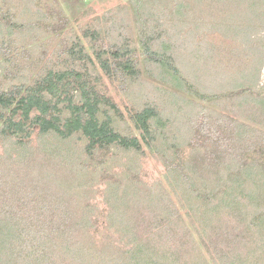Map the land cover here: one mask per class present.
Segmentation results:
<instances>
[{
  "label": "trees",
  "instance_id": "16d2710c",
  "mask_svg": "<svg viewBox=\"0 0 264 264\" xmlns=\"http://www.w3.org/2000/svg\"><path fill=\"white\" fill-rule=\"evenodd\" d=\"M149 1L135 4L147 7ZM34 2L33 9L22 13L18 5L0 0V264H161L165 257L189 264L196 247L205 264H264V89L258 88L264 56L229 63L228 74L230 67L241 68L240 84L233 76H213L211 82L203 77L202 91L178 60L176 46L174 58L171 43L159 52L150 46L152 37L144 41L146 61L161 65L170 88L166 96L187 126L184 147L193 148L191 154H166L170 145L162 150L155 141L160 134L167 137L162 131L169 119L152 106L133 109L131 119L140 136L125 135L111 114L120 109L105 94L107 80L124 87L140 78L139 51L110 44L101 29L86 27L83 37L69 32L72 16L64 1ZM172 13L175 42L184 25L201 22L213 28V15L228 17L234 30L251 24L250 30L259 33L264 0H175ZM257 44L264 46V41ZM75 136L86 142L82 165L93 164L89 170L110 182L105 185L107 201L115 214L107 229L116 230L120 240L110 232L101 234L107 224H100L97 209L73 194L83 174L74 155L46 142ZM114 147L142 153L136 155H145L146 148L157 150L155 157L166 166L160 185L178 197L158 206L157 222L148 221L147 209L137 204L153 200L155 185L145 183L130 166L119 167L118 173L113 161L118 154H110ZM125 173L127 186L120 191ZM89 176L83 174L82 181L91 180ZM191 192L202 203L201 228L191 218L195 213L186 196ZM158 199L161 204L162 197ZM175 224L189 233L175 232Z\"/></svg>",
  "mask_w": 264,
  "mask_h": 264
},
{
  "label": "rangeland",
  "instance_id": "374dc122",
  "mask_svg": "<svg viewBox=\"0 0 264 264\" xmlns=\"http://www.w3.org/2000/svg\"><path fill=\"white\" fill-rule=\"evenodd\" d=\"M60 1H64L67 8L65 10L66 13L69 14V17L72 16L70 27L68 28L69 32L83 37V30H85L86 27L101 29L105 32L103 34L107 37V41L110 44H126L139 51V54L143 57L141 65L138 67L141 72L140 78L134 83L132 80L127 81V85L124 87L120 86L118 83H111L107 80L106 85L109 89L105 94L110 96L120 109V114L113 112H111V114L114 116V126L125 135L140 136V131L136 129L135 123L131 119L130 111L132 112L133 109L141 110L147 106H152L160 112L164 119H169L170 124L162 131L167 137L164 138V136L160 134L155 141V146L159 149L162 148V150L167 144L170 145L171 149L166 154H175L177 150L181 152L184 151L182 154H191L189 152L193 148L184 147V145L187 144L185 143L187 142V126L180 122L178 117L175 116L177 115V106L166 96L169 93L167 90H170V88L168 83L164 81L165 73L161 65L146 61L143 42L152 37L150 46L152 50L159 52L165 49V44L171 43L172 48L170 50L174 58L176 46L178 60L179 58L181 59L182 62H180L185 72L196 81L202 91H205V88L204 86L201 87L200 83L202 82L200 81H203L204 78L208 82H211V78L214 77L233 76V80L235 79V82H239L238 84H240L239 74L242 73H238V71H240L241 68L237 71L234 67H230L232 72L228 74L230 71L226 69L229 63H234L235 61H240L241 63L248 61L250 60L249 57H256L257 53L264 56V46L257 44V41H264L263 22H261L262 27L259 28V33H254L249 28L251 24L240 25V29L234 30V23L230 21L228 17L221 20L220 16L213 15V28H211L210 25L204 26L201 22L197 26L196 23L184 25L185 27L183 28L182 34H177L178 39L175 42V20L173 19L175 15L172 13L173 9H175V0H154L153 2L150 0L147 7L142 6L140 8L138 4H135L136 0ZM67 2H69L71 7L68 6ZM8 3L16 4V6L18 5L17 7L21 9L22 13L30 11V8L33 9L35 5L34 0H8ZM200 16L202 18L203 14ZM254 17L257 19L256 16ZM140 20H143L144 24H142ZM147 26H149V29L145 32L143 28H147ZM238 27V25H235V28ZM241 30L245 31L241 32ZM70 37L73 38V35H70ZM182 41L185 42L181 44ZM186 61H191L193 63ZM19 62L24 63L22 59H19ZM88 66V69H90L93 74V65L89 63ZM8 81L9 80L5 83L6 86L10 84ZM258 88L264 89V70ZM172 90L175 92V89ZM187 96L194 100L198 99V97L194 95ZM206 104L213 109L212 105ZM216 108L221 107H214V109ZM36 136L37 133L34 135V144L38 146L39 140L36 139ZM46 142H48V144L51 143V146L57 144L63 148L64 151L70 152V154L74 155V165L80 166L83 169L84 178L90 175L89 179L91 180L82 181V174L81 182L74 184L72 192L77 197L79 195L81 196L82 204H90L92 208L97 209L96 213L100 218V224L106 222L105 224L107 225L101 227V234L110 232L116 239H119L118 236L120 234H117L116 230L111 227L107 229V226L110 224L109 217H111V214H115L114 210L111 212L109 208L110 202L107 201L110 193L106 190L107 187L105 185L110 182L108 178L107 182L100 177L99 173H94L89 170L94 168L93 164H88L87 168L84 167V164L82 165L81 156L83 163L86 161V156L83 155L86 154L84 150L86 146L85 140L80 136H75L67 142H60L57 141V139H49L46 140ZM175 142L181 143L178 147H175ZM150 151L149 148H146L145 155H136L142 153L126 152L114 147L111 148L110 154H118V156L113 158L115 165L118 166V173L121 171L122 166H130L133 172H138L140 174L139 177H141L145 183L147 182L149 186L155 185L156 191L152 195L153 200L147 204L146 200L142 199L137 204L142 206L145 210L147 209V216L151 219L148 221L157 222V215H159V212H162V208L160 209L158 206L163 205V203H169L170 201L174 202V198L177 200L178 197L171 189H166L167 187H162L160 185V182L164 179L163 174L165 173L166 166L163 164V161L155 157L154 154H158L157 150ZM3 153L2 138L0 137V154ZM99 154L105 153L100 152ZM132 154H135L133 159ZM131 159L134 160L133 163ZM112 164L114 165V163ZM127 176L128 173L123 175V183L121 184L120 191H123L122 189L127 186L125 183ZM109 178L112 180L110 175ZM115 178L118 177L115 176ZM145 194L147 193H142V195ZM169 194H171V197ZM147 196L148 195H145V197ZM158 196L162 197L161 204H159ZM186 196L192 200H189V202L193 205L195 213V215H193V212H191V218L195 225L201 228L203 215L199 212L198 208H200L199 206L202 203L196 199V196H194L192 192L186 194ZM184 203L187 207L189 206L187 201ZM195 203L199 204L196 205ZM151 204L154 208H149ZM156 204L158 205L156 206ZM158 209H160V211ZM173 210H175L174 206ZM136 216L139 217V213H137ZM186 218L188 222L191 223V219L188 216H186ZM132 221L134 220L132 219ZM179 221L176 220L175 223H178L180 226L181 224ZM178 224H175L176 226L174 225L175 232L179 234L189 233V231L183 229V227L180 228ZM146 232H149V230H146ZM195 249L198 255L196 254V256H193L189 264H205L206 260L204 261V254L199 251L198 247ZM206 258L205 255V259ZM251 259L253 260L252 257ZM253 261H250L251 264H256ZM161 264L176 263L171 261L170 258L165 257L162 259Z\"/></svg>",
  "mask_w": 264,
  "mask_h": 264
}]
</instances>
